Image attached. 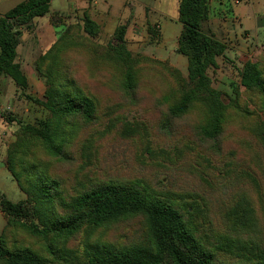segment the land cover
Returning a JSON list of instances; mask_svg holds the SVG:
<instances>
[{
	"label": "trees",
	"instance_id": "trees-1",
	"mask_svg": "<svg viewBox=\"0 0 264 264\" xmlns=\"http://www.w3.org/2000/svg\"><path fill=\"white\" fill-rule=\"evenodd\" d=\"M51 1L25 0L0 16V80L10 79L23 99L42 106L48 114L34 124H23L0 111V121L18 124L6 148L5 164L25 195L12 203L0 193V211L6 220L0 234V264H264V239L255 241L251 235H243L253 226L262 234L257 226L261 219L255 217L246 197L234 200L222 215L227 227L231 226L230 233L209 242L197 230L195 214L202 210L195 199L179 204L155 193L142 179H82V183L67 186L57 177L55 167L70 159L80 135L99 122L97 97L78 81L69 54L80 52L88 76L103 70L110 84L114 81L115 89L131 101L148 96L139 91L138 70L148 58L133 57L128 50L125 25L117 26L102 46L95 42L99 26L87 15L71 24L62 16L51 15L49 24L56 29V39L33 63L45 88L43 100L33 99L16 49L22 30L29 29L35 18L47 15ZM207 14V0H178L181 31L176 53L185 57L187 73L184 77L164 62L174 85L148 97L160 112L157 131L172 133L191 116L196 119L191 140L220 149L229 110L239 109V91L233 84L234 98L225 104L222 93L212 86L208 70L216 67L217 58L224 57L226 47L202 32ZM238 73L239 85L262 113L249 130L264 153V60L246 62ZM126 131L131 137L137 129L122 130ZM91 138L80 144L82 159L89 160L86 152ZM250 182L255 186L254 180ZM136 217L145 226L142 244L117 247L96 237L97 232ZM17 230L33 239L30 246L8 245L6 236Z\"/></svg>",
	"mask_w": 264,
	"mask_h": 264
},
{
	"label": "rangeland",
	"instance_id": "rangeland-1",
	"mask_svg": "<svg viewBox=\"0 0 264 264\" xmlns=\"http://www.w3.org/2000/svg\"><path fill=\"white\" fill-rule=\"evenodd\" d=\"M252 1L254 11L263 19L264 0ZM243 6L245 3L235 6L232 0H225L222 11L232 16V12L235 13ZM247 27L252 28L253 25ZM112 34L99 33L95 42L105 46ZM32 38L33 36L30 39ZM249 42L254 52L256 51L251 56L253 63L264 60V42L259 43L251 38ZM144 44L143 49H139L143 51L140 53L136 51L133 39L126 40V46L133 57L148 58V61L138 66L139 91L145 92L148 96L156 93L153 95L155 97L160 91L170 88L168 86H173L174 82L162 66L165 61L151 57L152 42L145 41ZM23 45L22 43V55ZM22 55L19 56L18 61L26 62L23 65L30 71L31 67L33 69V64H28L31 59ZM69 59L78 81L97 97L99 122L80 135L76 149L70 150V159L55 167L54 173L58 178L67 186L82 183V179L123 181L142 179L155 193L170 196L179 204L195 199L202 210L195 214L197 230L199 235L209 242L210 239L214 242L226 236V232L230 233L231 226L227 227L222 215L234 200L246 197L251 201L250 205L255 217L257 215L261 219L257 226L260 225L259 230L262 234H258L257 228L253 226L243 235L245 238L251 235L250 237L255 241L264 239V153L249 130L262 113L254 105L251 97L245 93L244 88L239 85L238 68L240 67L235 64V60L219 57L216 67L208 70L212 86L222 93L225 104H229V98H234L233 84L239 91V109L229 108L230 121L224 128L219 149L210 143L202 144L195 138L191 140L192 125L196 121L191 116L189 122L186 120L181 122L172 133L157 131L160 112L150 97L142 96L138 101H131L118 88L115 89L114 81V85L110 84L103 70L100 75L98 71L88 76L85 57L80 52L69 54ZM184 73L186 74V71ZM185 74L182 75L185 77ZM27 92L33 99L40 102L43 100L44 91H33L30 88ZM23 101L25 104L19 106L16 113L20 123L34 124L48 116L42 106L29 100L23 99ZM4 105L0 111L7 116L11 112ZM27 106L28 111L24 112ZM245 110L251 113L247 114ZM13 125L15 129L7 141L6 148L13 141V134L18 128L17 123ZM133 125L137 131L133 136L127 137V131L122 132V130H133ZM90 137H92L91 146L86 152L89 160L82 159L80 144ZM251 179L255 181V186L251 184ZM12 180L15 182L13 178ZM15 184L17 186L16 182ZM0 193L5 198L8 194L6 199H16L12 197L9 186L3 188L1 184ZM15 193L18 194V191ZM22 195L25 198L23 193ZM96 237L117 247H125L126 244V246L142 244L146 238V231L143 219L136 217L112 228L101 230L97 232ZM6 240L8 245L15 242L18 245L30 246L33 242V239L25 236L21 230L9 231ZM92 240L93 238L90 242Z\"/></svg>",
	"mask_w": 264,
	"mask_h": 264
},
{
	"label": "crops",
	"instance_id": "crops-1",
	"mask_svg": "<svg viewBox=\"0 0 264 264\" xmlns=\"http://www.w3.org/2000/svg\"><path fill=\"white\" fill-rule=\"evenodd\" d=\"M22 1L25 0H0V16ZM232 1L235 6H240L242 3H245V6L235 13L231 11L232 16H229L222 11L225 0H207L208 14L202 25V32L222 42L226 47L222 58L235 60V64L241 68L246 62L253 63L251 56L256 53L249 39L259 43L264 42V17L262 19L254 11L252 0ZM177 6L178 0H52L48 14L42 18H35L29 29L22 31L17 47L19 50L16 49L17 62L27 79L29 89L44 91V85L32 67L28 71L23 65L26 62L18 61L19 56L22 55L21 45L24 44L22 56L31 59L29 65L33 64L56 39V29L49 24V18L54 14L62 16L68 23L82 20L83 16L87 15L99 26L100 34L104 35H111L117 26L125 25L127 28L125 38L133 39L136 51L142 53L143 51L139 49H143L144 42L151 41V57L168 62L184 75L185 71L187 73L186 59L176 53L177 39L181 31V24L177 19ZM248 25L253 27L248 28ZM31 36H33L32 40ZM0 82V110L5 104L4 106L18 121L17 108L22 107L25 101L10 79L1 78ZM27 111L28 106L24 109V112ZM13 124L16 123L8 124L0 121V185L2 184L3 188L9 186L12 197L16 199L7 200L16 203L23 200L24 196L12 180L5 164L7 141L15 129ZM16 191L18 194L15 193ZM5 224L6 220L0 211V234Z\"/></svg>",
	"mask_w": 264,
	"mask_h": 264
}]
</instances>
